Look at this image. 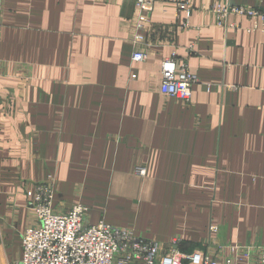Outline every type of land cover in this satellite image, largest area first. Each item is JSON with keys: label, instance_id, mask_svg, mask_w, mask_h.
Listing matches in <instances>:
<instances>
[{"label": "crops", "instance_id": "1", "mask_svg": "<svg viewBox=\"0 0 264 264\" xmlns=\"http://www.w3.org/2000/svg\"><path fill=\"white\" fill-rule=\"evenodd\" d=\"M188 1V28L176 4L156 2L139 46L147 58L134 61L135 0H4L3 249L21 257L23 233L38 225L28 204L37 184L52 182L59 210L89 209L86 225L158 242L178 237L184 253L220 262L260 253L264 34L248 32L246 18L234 19L241 29L223 30L208 8H264V0ZM174 51L198 78L189 103L159 91Z\"/></svg>", "mask_w": 264, "mask_h": 264}, {"label": "built area", "instance_id": "2", "mask_svg": "<svg viewBox=\"0 0 264 264\" xmlns=\"http://www.w3.org/2000/svg\"><path fill=\"white\" fill-rule=\"evenodd\" d=\"M157 1L135 0L138 15L132 40L136 47L134 61L147 58V52L139 50V46L146 44L149 16ZM167 1L177 5L178 15H184L181 27L188 28L193 11L191 3L188 0ZM3 6L4 0H0V38ZM208 10L213 14L216 26L223 30L241 29L234 19L246 18L252 25L248 32L264 34V8L220 1L213 3ZM196 44H192L187 51L193 53ZM177 59L178 54L174 51L164 60L159 91L163 96L189 103L192 87L198 83V78L190 72L187 62L178 65ZM55 193L52 182L37 184L28 206L35 212L38 225L23 233L18 264H264V247L257 256L252 255V249H247L243 252L244 261L228 258L220 262L201 250L184 253L178 237L158 242L138 236L131 229L115 228L104 222L95 226L86 225L85 217L89 209L74 205L59 210L55 204ZM212 231L216 232L217 228L213 227Z\"/></svg>", "mask_w": 264, "mask_h": 264}, {"label": "rangeland", "instance_id": "3", "mask_svg": "<svg viewBox=\"0 0 264 264\" xmlns=\"http://www.w3.org/2000/svg\"><path fill=\"white\" fill-rule=\"evenodd\" d=\"M18 252H9L0 245V264H18Z\"/></svg>", "mask_w": 264, "mask_h": 264}]
</instances>
